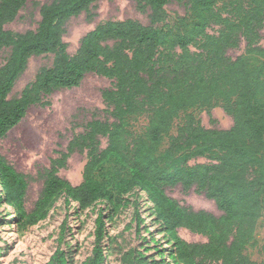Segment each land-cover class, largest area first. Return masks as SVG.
<instances>
[{"label": "trees", "instance_id": "16d2710c", "mask_svg": "<svg viewBox=\"0 0 264 264\" xmlns=\"http://www.w3.org/2000/svg\"><path fill=\"white\" fill-rule=\"evenodd\" d=\"M27 1L0 0V53L11 48L0 67V138L31 106L47 104L55 90L79 86L88 73L113 80L102 93L112 120L92 119L59 152L44 172L42 192L30 212L26 175L0 154V199L13 207L20 228L44 219L59 196L67 210L72 202L86 209L105 201L118 211L140 188L173 242L175 263L257 264L246 249L264 210V0H177L187 12L174 24L166 10L171 0H138L141 9H151V24L133 18L102 22L73 54L64 40L66 22L89 12L98 0H54L41 7L36 30L6 29ZM243 42L244 51L232 57L229 50ZM49 53L53 64L11 97L29 59ZM219 106L233 118L230 128H208L190 112L205 108L210 113ZM181 114L184 120L171 134ZM141 116L148 117V125L138 131L131 120ZM78 151L88 158L82 182L72 184L59 172ZM198 157L209 161L192 164ZM176 185L213 199L222 214L181 204L167 192ZM136 218L140 225L138 211ZM95 222V245L84 264H103L106 258L103 212ZM180 228L208 240L187 241ZM125 261L148 264L134 249L125 253ZM67 262L59 246L47 264Z\"/></svg>", "mask_w": 264, "mask_h": 264}, {"label": "rangeland", "instance_id": "374dc122", "mask_svg": "<svg viewBox=\"0 0 264 264\" xmlns=\"http://www.w3.org/2000/svg\"><path fill=\"white\" fill-rule=\"evenodd\" d=\"M53 1L28 0L17 18L6 24V29L17 33L36 30L41 20V7ZM166 10L168 21L174 24L178 17L186 14L187 7L184 3L171 0ZM150 15L151 9H141L138 0H98L91 5L89 12L73 16L66 22L64 40L68 43V52L73 54L82 38L102 22L133 18L151 24ZM261 44L264 46V29ZM244 49L245 42L239 49L229 50V54L235 58ZM10 52L11 48H5L0 53V67ZM53 61L52 53L32 56L10 96H19L38 71L52 65ZM112 86V79L88 73L79 86L55 90L46 97L47 104L31 106L21 122L0 138V154L27 177V211L34 208L42 192L45 170L59 152L66 149L70 140L84 132L92 119L112 120L111 110L102 94L104 89ZM190 112H194L208 128L227 129L233 125V118L220 106L210 113L205 108L191 109ZM183 120L184 114H181L175 120L171 134L176 133ZM131 123L135 130L143 131L148 125V117L134 118ZM167 145L168 137L164 140V146ZM87 158L86 151L75 152L59 174L72 184L81 183ZM208 161L205 157H198L191 163ZM167 192L183 205L206 209L216 215L222 214L213 199L197 192L195 188L185 191L181 185H176L168 187ZM127 199L128 204L118 211L105 201L86 209L72 202L67 210L64 197L59 196L44 219L25 228H20L13 207L0 199V264H47L59 246L66 251L67 264H84L92 256L95 221L101 212L106 220V237L103 241L106 258L103 264H127L125 253L132 249L136 253H144L148 264H177L171 257L173 242L158 219L147 193L136 188L127 195ZM137 211L142 217L140 225L136 218ZM178 231L181 237L190 242L208 240L207 236L186 228ZM255 235V240L248 245L246 252L257 264H264V210Z\"/></svg>", "mask_w": 264, "mask_h": 264}]
</instances>
